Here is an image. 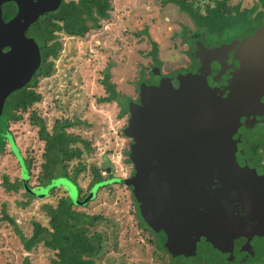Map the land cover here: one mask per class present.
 I'll use <instances>...</instances> for the list:
<instances>
[{
    "label": "water",
    "instance_id": "95a60500",
    "mask_svg": "<svg viewBox=\"0 0 264 264\" xmlns=\"http://www.w3.org/2000/svg\"><path fill=\"white\" fill-rule=\"evenodd\" d=\"M38 1L0 0V113L7 95L30 80L26 72L39 67V48L25 28L63 0ZM10 2L17 4L18 14L5 23L2 7ZM187 43L194 67L176 73L155 67L129 103L122 129L130 141L128 178L99 183L80 201L78 187L66 178L31 189L22 161L24 188L44 199L60 187L75 206L85 207L101 187L124 185L170 264L224 253L228 259H245L252 255L247 247H260L259 238L264 239V177L241 167L235 145L243 119L247 126L264 114V22L251 23L230 43ZM14 45L32 48L35 62L30 63L29 53L2 52Z\"/></svg>",
    "mask_w": 264,
    "mask_h": 264
},
{
    "label": "rangeland",
    "instance_id": "374dc122",
    "mask_svg": "<svg viewBox=\"0 0 264 264\" xmlns=\"http://www.w3.org/2000/svg\"><path fill=\"white\" fill-rule=\"evenodd\" d=\"M111 2L110 18L102 20L99 29L91 30L85 37L73 38L59 34L62 45L60 54L53 60L52 72L47 78H41L36 87L41 100L24 113L22 121L11 126L22 155L32 158L31 185L39 182L45 146L38 138V129L31 126L30 115L33 112L43 119L49 131H52L58 120L75 122L76 125L68 132L91 142V152L86 151L83 145L76 146L82 150V158L71 161L69 165V171L79 164L85 165L86 170L77 179L82 193H85L95 176L93 168H102L110 161L114 171V168L126 164L130 142L122 134L128 118L120 117L121 107L116 102H99L108 96L102 83L105 73L108 72L111 83L121 94L120 101L127 107L128 98L135 99L139 94L136 86L138 88L143 79L142 72L148 78L153 70L154 43L164 62V71L169 70L174 61L171 53L173 47L195 31L190 17L167 0ZM187 2L202 13L208 4L215 5L211 0ZM254 2L227 0V8L240 4L241 9H249ZM245 31L238 26L228 35L234 39ZM176 37L178 40L175 42ZM220 39L208 36L204 41L209 45L227 43ZM0 157V176H9L12 181L21 178L18 162L10 153L9 146ZM121 157L124 160L120 164ZM128 166L131 175L132 168ZM65 195L67 193L60 188L49 199L32 201L29 207L24 208L26 197L23 192L14 194L0 188V264H23L26 258L32 264H50L56 258L55 252L43 245L26 252L17 228L29 237L34 221L48 226L49 217L44 207L57 205ZM74 209L90 216L102 217L92 228V233L103 236V249L97 264H170L167 255L157 249L154 235L140 227L131 191L124 185L113 184L103 188L87 206ZM5 214L14 219L15 224L6 220ZM259 239V249L248 258H241V255L235 260L228 259L224 253L215 259L205 255L198 262L189 259L185 264H264V239Z\"/></svg>",
    "mask_w": 264,
    "mask_h": 264
},
{
    "label": "trees",
    "instance_id": "16d2710c",
    "mask_svg": "<svg viewBox=\"0 0 264 264\" xmlns=\"http://www.w3.org/2000/svg\"><path fill=\"white\" fill-rule=\"evenodd\" d=\"M167 1L177 5L182 12L190 17L195 25V31L191 34L194 39L205 40L210 36L229 42L232 40V36L228 34L236 27H243L247 31L251 23L264 22V0H255L254 5L249 9H241L240 4L228 9L227 0H211L215 5L208 4L204 13L199 8H195L192 3H188L187 0ZM110 9V0H64L58 13L54 15L53 20L55 23L52 19H49L48 23L44 22L39 27L48 38V42L43 43L45 48L42 75L47 76L52 72L54 61L48 62V59L57 58L62 49L61 42L54 41L57 38L54 32H63L73 37H84L93 28L98 27L101 20L108 17ZM9 14L10 10H7L6 17H9ZM154 48L156 54V44ZM105 85L110 95L108 98H104L103 101L117 102L121 107L120 117H123L128 113L129 103L132 99L128 98L127 107L123 106V102L119 98L120 94L117 92L115 85L109 82L108 77ZM37 100H39V96L35 92L24 89L22 95L18 96L13 104H15L16 109L27 111L28 107ZM4 119L6 122L11 119L20 120L22 115L16 114L13 116L10 108H8ZM33 124L41 125L37 119L34 120ZM74 125L75 123L64 120L57 121L52 132H47L46 129L41 128L40 139L47 140V157L45 156L47 160L45 159L46 163L43 166V173H46L47 178L44 177V179L50 180L59 176L70 180L77 186L78 177L86 170L85 165L79 164L73 167L72 171H69L71 161L82 158V150L76 147L78 144L83 145L86 151L91 152V142L67 131L68 128H72ZM57 166H59V175L54 173ZM107 170L104 169L103 171ZM103 171L96 167L93 168L95 176L91 186L118 178L113 174V171L107 176L102 174ZM44 208L49 217L48 226L34 221L32 234L29 237L17 228L25 251L30 252L35 247L43 245L56 254V258L50 264H97V258L103 249V236L97 232L92 233V228L98 221L102 220V217L90 216L75 210L74 208L77 207L68 194L60 198L57 205H46ZM136 216L140 227L154 235L155 245L158 249L157 242L159 238L146 224L138 210H136ZM4 218L15 224L14 219L7 214ZM23 264L32 263L29 258H26Z\"/></svg>",
    "mask_w": 264,
    "mask_h": 264
},
{
    "label": "flooded vegetation",
    "instance_id": "af4514ba",
    "mask_svg": "<svg viewBox=\"0 0 264 264\" xmlns=\"http://www.w3.org/2000/svg\"><path fill=\"white\" fill-rule=\"evenodd\" d=\"M38 2H39L38 0H33V4L34 5L36 3H38ZM63 2H64V0L62 1V3ZM110 3H111V9H110V11H111L112 10V2H111V0H110ZM60 7L61 6H59V8L56 9L55 11H50V12L44 13L43 15L38 17V19L34 23L30 24L28 27L25 28L26 37L29 40H33L37 44V46L39 48V53H40V55H39V58H40L39 67L34 73H32V71L30 69H29L28 72H26V75L30 76V74H31L30 80L26 84H24V86L13 90L12 92H10L7 95V97L5 98V101H4V105H3L2 111L0 113V156L3 155L6 152V148H7V146H9L10 153L17 160L18 166L20 168V171H22V164L21 163L23 161V163H24V165L26 167L28 176H29L28 184H29L31 189H35V188H43L44 189L47 186H49L53 180L60 178L58 176V177H55V178L50 179V180L44 179V177L47 178L46 173L45 172L43 173V166L46 163L45 156L47 157V151H46L47 140H45V139L41 140L40 139L41 138L40 137V130L43 127L44 129H46L47 132H52V131H49V129L46 126V123L43 121V119H41L40 117H37L38 115L35 112H33L30 115V117H31V121H30L31 126L38 129V135H39L38 138L45 145L44 146V152L42 154V159L44 161L43 164L41 165L42 172L39 174V177H38L39 182L37 184L31 185L30 182H31L32 170H33V162L31 160L32 158L24 157L22 155L20 147H19L18 142L16 140L17 138L15 137V135L13 134V132L11 130V126H12V124H15V123H18V122L22 121L24 113L29 112V110H31L33 105L38 103L41 100V98H42L40 96V94L37 93L36 87L38 86V82H39V80L41 78H47L49 76V75H47V76L42 75L43 74L42 73V69H43V65H44V48H45V46H43V43H45V42L47 43L48 42V40H47L48 38H47L46 34L44 35V33L42 32L43 30H41L39 27L44 22L48 23L49 19L53 20L54 19V15L56 13H58V11L60 10ZM2 9H3V18H4L5 23H8L10 20L14 19L17 16V14H18V7H17V4L14 3V2H10V3L4 4ZM7 10H10L9 17H6ZM110 11H109L108 17L103 19V20H107V19L110 18V15H111ZM101 21L98 23V27H95L92 30L99 29ZM53 22L55 23L54 20H53ZM54 34L57 37L54 41H56V40L59 41V38H58L59 34L61 35V34H65V33H63V32L60 33V32L57 31V32H54ZM69 37H73V36H69ZM185 39H188L187 41H189V40H193V41L202 40V39H194L192 37V35H189V36L185 37L183 40H181V42L177 46H174V47L172 46L173 49H172L171 53H173V55H174V57H173L174 61L172 63V68L169 69V70H165L166 73H169V72H175L176 73L179 70L181 71L182 69H184L186 67L187 68L194 67V65H192V62L189 59V55H188V53H189V50H188L189 44L187 43V41ZM177 40H178V37L174 38L175 42ZM231 41H229L227 43H230ZM20 42H22V41H20ZM59 42H61V41H59ZM154 44H156V43H154ZM216 44H219V43H216ZM13 47L14 48H12L10 46H8V47L5 46L2 49V52L3 53H8V52L13 51L17 56H22V55H25V54L29 53L30 54V59H31L30 63L32 62V64H33L35 62L34 60H36V53L34 51H32L33 50L32 48L25 49L24 51H22V50H19L18 48H16L17 47L16 45H14ZM152 56H153V61L155 62L154 65H153V69L155 67L159 66V65L163 66L162 63H164V62L159 56L158 46H157V53L155 54L153 52ZM52 60H54V59L50 58V59H48V62L52 61ZM107 77L109 78V82L111 83L110 76H109L108 72L105 73L104 80L102 82L104 84L106 93L108 95L105 98H108L109 95H110L108 90H107V88H106V85H105V82L107 81ZM142 77H143V79L139 83V87L137 88V86H136V89L138 91H139V88H140L141 84L144 81H146V79H147L146 76L144 77V73L143 72H142ZM24 89L28 90V91H33L39 96V100L35 101V103H33L30 107H28L27 111H22V109H16L15 104H13V101L18 96L22 95V92H23ZM103 99L101 101H99L101 104L114 103V102H105V101H103ZM8 108H10V111L13 114V116H15L16 114H18V115L21 114L22 115V119H20V120L11 119L8 122H6L4 118H5V113L8 110ZM34 115H35V117H34V119H32V117ZM123 116H127V118H128V116H129V108H128V113H126ZM35 119L39 120L41 125L33 124ZM243 122H244V124L240 127L239 133L236 136L237 143L235 145V149L237 150V154H238V162L241 165V167L248 168V169H250V171H252V170L255 171L256 175L259 178L264 177V114L262 116H258L256 118V120L249 121L247 126L245 125V122H246L245 119H243ZM75 125H76V123H75ZM53 129H54V127H53ZM68 129H70V128H68ZM68 129H67V131H68ZM77 136H79V135H77ZM127 155H128V152H127ZM111 167H112L111 162L108 161L102 168H98V169H100V170L101 169H103V170L104 169H108L107 171H103L102 172V174L103 173L105 174L104 176H107V175L111 174V171H112ZM58 169H59V166H57V169L54 172L55 175H59L60 174ZM91 184L88 187L87 191L85 193H82V190H81V188H80V186H79V184L77 182V187H78V190H79V199L81 201H83L89 195L92 187L94 186V185L91 186ZM0 188H5L6 192H12L14 194H18L19 192H23V195L26 197V202L23 205L24 208L29 207L31 205L32 201L43 200V199H39L38 197H34L33 195H30L28 192H26V190L24 188L22 176H21V178H16L13 181L10 179L9 176H6V175L5 176L4 175L0 176ZM103 188H107V186L103 187ZM103 188H100L99 191L101 189H103ZM57 190H60V187H55V188L50 189L49 192L47 193L48 194L47 197H45L44 200L49 199L51 196H53V194ZM39 191H40V189H39ZM257 249H259L258 244L257 245H255V244L249 245L247 247L248 255L255 253L254 251H256ZM246 253H244V254H246ZM243 256L244 255H242L241 258Z\"/></svg>",
    "mask_w": 264,
    "mask_h": 264
},
{
    "label": "built area",
    "instance_id": "2783aa9c",
    "mask_svg": "<svg viewBox=\"0 0 264 264\" xmlns=\"http://www.w3.org/2000/svg\"><path fill=\"white\" fill-rule=\"evenodd\" d=\"M119 160H120V164H121V162H123L124 159L122 160V157H121V158H119ZM113 170H114L113 174L116 173L117 175H120L119 178H128L130 176V170L131 169H129V166L126 164H124L123 166H119L118 169L114 168Z\"/></svg>",
    "mask_w": 264,
    "mask_h": 264
}]
</instances>
